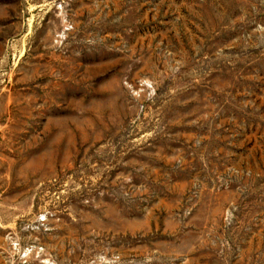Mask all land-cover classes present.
<instances>
[{"label":"rangeland","instance_id":"rangeland-1","mask_svg":"<svg viewBox=\"0 0 264 264\" xmlns=\"http://www.w3.org/2000/svg\"><path fill=\"white\" fill-rule=\"evenodd\" d=\"M0 264H264V0H0Z\"/></svg>","mask_w":264,"mask_h":264}]
</instances>
